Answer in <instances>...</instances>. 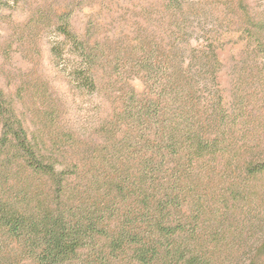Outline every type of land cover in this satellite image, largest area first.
<instances>
[{"label": "rangeland", "instance_id": "374dc122", "mask_svg": "<svg viewBox=\"0 0 264 264\" xmlns=\"http://www.w3.org/2000/svg\"><path fill=\"white\" fill-rule=\"evenodd\" d=\"M65 27L83 47L67 40ZM84 60L96 84L91 93L72 82ZM185 86L193 89L190 102L204 125L215 132L227 123L237 145L264 148V0H0L2 103L29 134L46 141L57 169L85 165L100 176L131 162L137 154L126 152L134 144L124 133L127 114L148 89L153 98L161 88L165 109L174 113L180 105L168 99ZM207 171L196 168L199 176H189L213 196L204 227L218 234L209 251L221 264L223 188L216 172L203 176ZM0 172L7 193L13 181ZM232 214L226 251L241 256L248 249L241 248L242 233L264 237V200L237 204Z\"/></svg>", "mask_w": 264, "mask_h": 264}, {"label": "trees", "instance_id": "16d2710c", "mask_svg": "<svg viewBox=\"0 0 264 264\" xmlns=\"http://www.w3.org/2000/svg\"><path fill=\"white\" fill-rule=\"evenodd\" d=\"M62 33L83 47L67 27ZM84 62L72 82L91 93L96 84ZM163 90L152 98L148 89L140 107L126 116L124 133L134 141L126 152L136 153L135 159L101 177L85 165L57 169L46 141L23 128L0 92V168L13 181L7 193L0 186V264H216L209 250L218 234L204 227L213 196L204 192L203 181L191 180L199 176L196 168L208 169L207 177L216 172L223 188L221 264H264V237L242 233L241 248L248 247L243 255L226 251L233 233L226 228L237 204L264 200V181L255 184L264 178V148L237 145L227 123L215 132L209 122L204 125L190 102L191 87L168 99L180 105L174 113L165 109ZM109 129L119 132L114 124Z\"/></svg>", "mask_w": 264, "mask_h": 264}]
</instances>
